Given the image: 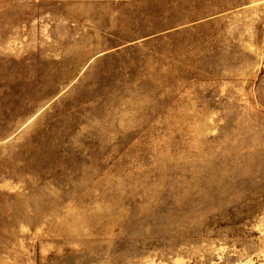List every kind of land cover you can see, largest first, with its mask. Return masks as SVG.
Listing matches in <instances>:
<instances>
[{
    "label": "rangeland",
    "instance_id": "obj_1",
    "mask_svg": "<svg viewBox=\"0 0 264 264\" xmlns=\"http://www.w3.org/2000/svg\"><path fill=\"white\" fill-rule=\"evenodd\" d=\"M0 264H264V0H0Z\"/></svg>",
    "mask_w": 264,
    "mask_h": 264
}]
</instances>
